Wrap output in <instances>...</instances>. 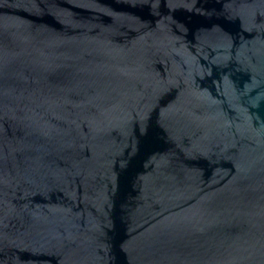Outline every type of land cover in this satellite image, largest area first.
I'll list each match as a JSON object with an SVG mask.
<instances>
[{
    "label": "water",
    "instance_id": "95a60500",
    "mask_svg": "<svg viewBox=\"0 0 264 264\" xmlns=\"http://www.w3.org/2000/svg\"><path fill=\"white\" fill-rule=\"evenodd\" d=\"M0 264H264V0H0Z\"/></svg>",
    "mask_w": 264,
    "mask_h": 264
}]
</instances>
